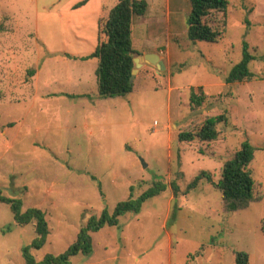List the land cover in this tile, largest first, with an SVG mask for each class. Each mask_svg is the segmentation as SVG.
Returning a JSON list of instances; mask_svg holds the SVG:
<instances>
[{"label": "rangeland", "instance_id": "obj_1", "mask_svg": "<svg viewBox=\"0 0 264 264\" xmlns=\"http://www.w3.org/2000/svg\"><path fill=\"white\" fill-rule=\"evenodd\" d=\"M82 1L0 0V191L45 215L49 232L33 261L63 254L90 218L162 184L138 212L93 233L91 253L71 264H235V252L264 264V0H228L226 15L207 18L223 32L215 43L187 39L189 0H144L132 49L156 53L166 69L143 66L137 88L111 98L92 87L79 97L86 90L67 82L70 66L85 63L62 54L97 46V0L73 8ZM100 3L109 11L117 0ZM245 50L254 78L227 84ZM192 93L204 96L201 106L191 104ZM221 114L228 123L217 141H178ZM244 142L255 149L256 201L248 208L226 213L206 179L187 190L202 172L217 182ZM34 238V226L17 225L0 203V264H26L22 249Z\"/></svg>", "mask_w": 264, "mask_h": 264}, {"label": "trees", "instance_id": "obj_2", "mask_svg": "<svg viewBox=\"0 0 264 264\" xmlns=\"http://www.w3.org/2000/svg\"><path fill=\"white\" fill-rule=\"evenodd\" d=\"M87 0L76 5L83 6ZM190 14L187 19V39L191 42L204 41L215 43L223 36V32L215 29L206 19L212 14L226 15L228 0H189ZM148 5L144 0H117V4L109 11L103 12L97 24V46L88 56L80 60L97 61L95 71L98 95L102 98L123 96L132 93L136 88L135 80L130 81L134 68L132 54V25L136 18L143 17ZM69 57V56H68ZM254 58L245 50L243 60L234 66L226 77L227 84L251 81L254 76L248 66ZM34 72L32 73V76ZM204 96L191 94L190 100L194 107L202 104ZM228 120L224 114L206 118L196 131H184L179 133L178 141L190 143L195 140L202 143L215 142L219 138L218 126L227 125ZM255 149L244 142L234 156L226 161L221 170L217 182H213L211 176L205 172L200 173L188 186L187 190L197 187L198 183L206 179L216 190L222 194V207L226 213H235L249 207L256 201L253 198L252 189L254 180L249 168ZM173 196H177L178 187L174 183L170 186ZM164 191L162 184H156L153 188L144 192L137 199L129 198L125 202L116 205L112 214L103 212L99 218H90L83 226L75 241L60 255H47L39 264H71V259L80 254L87 255L92 251L93 233L100 231L104 226H116L119 217L126 213H136L142 203ZM0 203L9 206L15 223L19 226H34L35 238L32 243L22 249V256L26 264H36L31 251L40 249L48 235L49 229L45 215L38 209L22 210V204L4 196L0 191ZM264 230V228H263ZM235 264H249V255L245 252L234 253Z\"/></svg>", "mask_w": 264, "mask_h": 264}, {"label": "crops", "instance_id": "obj_3", "mask_svg": "<svg viewBox=\"0 0 264 264\" xmlns=\"http://www.w3.org/2000/svg\"><path fill=\"white\" fill-rule=\"evenodd\" d=\"M90 1L91 0H87L84 5H88L90 3ZM99 4L101 5L100 0H97L96 4L93 5V14L96 15V18H98L100 14L102 15L103 12H107L103 6H100V7L97 6ZM76 5H74L73 8L78 9V8H76ZM83 6H81V7H83ZM99 18H98V20H99ZM97 24H98V22H97ZM91 53H89L88 55H90ZM147 53L148 54H156V53L151 52V51L147 52ZM88 55H80L79 53L62 54L63 59H66L68 61H72L73 63H76L77 61H80L81 63H85V64H83L84 66H81L83 68H81L80 66H77V64H73L72 66H70V69L72 70V74H71L72 77L67 79V82L69 84L74 85V86L76 85L77 87H80V88H83V90H86V91H82L78 95L79 97H87L88 96L89 91H87L88 90V89H86L87 87L88 88H91V87L97 88V82H96V76H95V71H96L97 65L94 62H91L93 60L83 61V60L79 59L81 57H85ZM91 63H94V64H91ZM85 65H92V66H86L88 68H85ZM38 74H39V72H34L33 76L36 77V76H38ZM90 85H92V86H90Z\"/></svg>", "mask_w": 264, "mask_h": 264}, {"label": "water", "instance_id": "obj_4", "mask_svg": "<svg viewBox=\"0 0 264 264\" xmlns=\"http://www.w3.org/2000/svg\"><path fill=\"white\" fill-rule=\"evenodd\" d=\"M132 59H133L134 68L132 70V74L130 77L131 82L134 81L138 71L147 64L153 66L154 68H156V70L160 72L164 71L165 69L162 60H160L159 56L156 54L141 55V54L133 53ZM143 166L145 167L144 164Z\"/></svg>", "mask_w": 264, "mask_h": 264}]
</instances>
